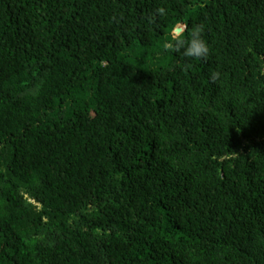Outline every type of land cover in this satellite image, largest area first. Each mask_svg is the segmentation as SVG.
I'll use <instances>...</instances> for the list:
<instances>
[{
    "label": "trees",
    "instance_id": "obj_1",
    "mask_svg": "<svg viewBox=\"0 0 264 264\" xmlns=\"http://www.w3.org/2000/svg\"><path fill=\"white\" fill-rule=\"evenodd\" d=\"M0 264H264V0H0Z\"/></svg>",
    "mask_w": 264,
    "mask_h": 264
},
{
    "label": "clouds",
    "instance_id": "obj_2",
    "mask_svg": "<svg viewBox=\"0 0 264 264\" xmlns=\"http://www.w3.org/2000/svg\"><path fill=\"white\" fill-rule=\"evenodd\" d=\"M166 15V10L163 7H158L155 12L148 17L149 22H154L156 18L163 17ZM204 28L202 25H194L191 28L190 33L185 37L176 38L171 40L167 48L173 52L181 53L182 56L189 61L191 60H203L206 59L210 53L208 43L203 38ZM192 67L191 63H187L184 68L185 70ZM221 76L219 71H212L209 75V79L212 82H216Z\"/></svg>",
    "mask_w": 264,
    "mask_h": 264
},
{
    "label": "water",
    "instance_id": "obj_3",
    "mask_svg": "<svg viewBox=\"0 0 264 264\" xmlns=\"http://www.w3.org/2000/svg\"><path fill=\"white\" fill-rule=\"evenodd\" d=\"M176 31H177V32H180V31H181V28H177Z\"/></svg>",
    "mask_w": 264,
    "mask_h": 264
}]
</instances>
